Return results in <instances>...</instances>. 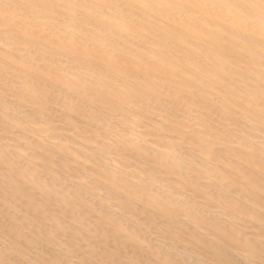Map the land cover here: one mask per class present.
<instances>
[{"label":"bare ground","instance_id":"obj_1","mask_svg":"<svg viewBox=\"0 0 264 264\" xmlns=\"http://www.w3.org/2000/svg\"><path fill=\"white\" fill-rule=\"evenodd\" d=\"M0 264H264V0H0Z\"/></svg>","mask_w":264,"mask_h":264}]
</instances>
